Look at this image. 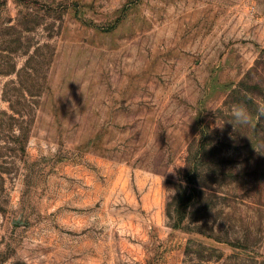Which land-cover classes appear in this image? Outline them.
Listing matches in <instances>:
<instances>
[{
  "label": "rangeland",
  "instance_id": "374dc122",
  "mask_svg": "<svg viewBox=\"0 0 264 264\" xmlns=\"http://www.w3.org/2000/svg\"><path fill=\"white\" fill-rule=\"evenodd\" d=\"M263 48L264 0H0V264H264V177L166 212Z\"/></svg>",
  "mask_w": 264,
  "mask_h": 264
},
{
  "label": "trees",
  "instance_id": "16d2710c",
  "mask_svg": "<svg viewBox=\"0 0 264 264\" xmlns=\"http://www.w3.org/2000/svg\"><path fill=\"white\" fill-rule=\"evenodd\" d=\"M260 64L264 66V48L261 51L259 59L256 61L257 66ZM257 66L249 68L245 77L239 82V85L231 89L230 94L228 95L236 97L237 103H235V105L244 106L252 117L249 124L240 125L237 124L231 116L234 123L224 126L225 132H228L231 126H234L237 130L242 132V135H240L242 137V145L239 147H231V143L226 140L228 137H218L221 133V128L211 129L207 126V129L212 130L217 137L215 141L204 144L203 150L205 151L206 148H209L211 151L215 150L213 154L214 161L212 159L213 157L210 159L207 157L201 158V162L204 165L202 169L194 172H186L183 175V177L185 176V179L181 177L182 179H179V182L174 183V186L176 187L175 193L170 196L169 201L166 204V212L170 219L173 218V214H176L178 218H181L182 215L191 216L195 210V212L205 210L207 213L202 212L200 218L195 220L191 219L192 222L195 223L198 220L208 218L211 215L213 207V204L209 203V197L217 191V187L220 188L221 184H224V182H227V184H238L240 186H246L245 189H247L249 186L254 185V183L262 181V178L264 177L262 176L263 162L259 159V157L255 155L253 157V153L258 151L259 148L261 150L263 149L264 109L258 111L253 108L258 105L254 97V91H261V87L258 81L250 82L249 79L251 78V73H257ZM260 79L262 80L263 77H260ZM241 86H245V88L241 89ZM11 109L15 113H24V109H19L20 111H17L13 107H11ZM5 116L7 118H14L13 115H8L6 111H0V122ZM224 131L222 130V132ZM230 148H234L235 150L242 148L245 152H247L249 156L246 159V161H248L247 166H253L252 164H254L253 168H246V165L242 168L236 167V163H232L233 161H231L228 155L225 154L226 150ZM211 159L215 164L211 162ZM206 224L207 221H201V223L197 226L205 227ZM209 230L210 233L207 236L213 238L215 241H226L232 243L242 241L240 236H235L231 239V241H228L220 236V229L215 231V229L211 227ZM199 232L204 233L202 229H199Z\"/></svg>",
  "mask_w": 264,
  "mask_h": 264
},
{
  "label": "clouds",
  "instance_id": "9594fccd",
  "mask_svg": "<svg viewBox=\"0 0 264 264\" xmlns=\"http://www.w3.org/2000/svg\"><path fill=\"white\" fill-rule=\"evenodd\" d=\"M231 114L234 121L240 125H247L251 122V115L247 109L242 105H233Z\"/></svg>",
  "mask_w": 264,
  "mask_h": 264
}]
</instances>
